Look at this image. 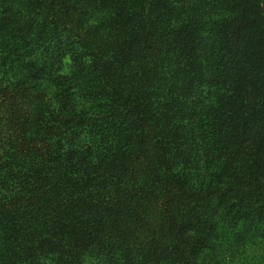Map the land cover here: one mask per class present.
Returning a JSON list of instances; mask_svg holds the SVG:
<instances>
[{"label": "trees", "instance_id": "16d2710c", "mask_svg": "<svg viewBox=\"0 0 264 264\" xmlns=\"http://www.w3.org/2000/svg\"><path fill=\"white\" fill-rule=\"evenodd\" d=\"M225 229L264 244V0H0V264H211Z\"/></svg>", "mask_w": 264, "mask_h": 264}, {"label": "rangeland", "instance_id": "374dc122", "mask_svg": "<svg viewBox=\"0 0 264 264\" xmlns=\"http://www.w3.org/2000/svg\"><path fill=\"white\" fill-rule=\"evenodd\" d=\"M64 72L69 71V64L64 63ZM233 235L229 233L228 229H225L220 232L218 236V243L224 245V254H219L216 261L211 264H264V244L261 242H256L254 246H251L250 249L243 253L231 254L226 253L230 249H235L234 245L231 243Z\"/></svg>", "mask_w": 264, "mask_h": 264}]
</instances>
